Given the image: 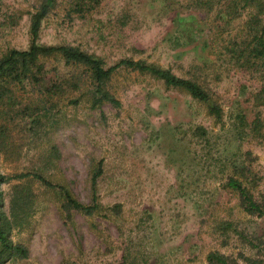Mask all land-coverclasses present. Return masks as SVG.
<instances>
[{
  "label": "rangeland",
  "instance_id": "374dc122",
  "mask_svg": "<svg viewBox=\"0 0 264 264\" xmlns=\"http://www.w3.org/2000/svg\"><path fill=\"white\" fill-rule=\"evenodd\" d=\"M42 2L0 0V59L28 49L30 19ZM189 3L52 4L39 44L77 48L106 67L132 59L168 69L199 84L222 116L216 121L207 104L127 69L105 86L120 105L95 106L88 71L59 57L41 59L39 85L2 80L10 90L0 101V174H40L90 205L91 176L102 163V210L92 216L63 211L58 189L30 181L31 214L11 231L28 256L6 264H208L210 253L264 264V220L245 213L227 186L239 180L264 205V138L251 132L255 120L264 122L255 99L264 63L255 67L241 53L255 35L250 11L230 19ZM23 181L1 186L6 215L12 188Z\"/></svg>",
  "mask_w": 264,
  "mask_h": 264
},
{
  "label": "trees",
  "instance_id": "16d2710c",
  "mask_svg": "<svg viewBox=\"0 0 264 264\" xmlns=\"http://www.w3.org/2000/svg\"><path fill=\"white\" fill-rule=\"evenodd\" d=\"M55 0H43L40 8L31 16L30 19V44L27 50H11L0 59V82L23 84L25 81L39 85L40 75L43 72L41 59L59 57L66 65L82 66L88 71V77L95 85L93 93V105L101 102H109L118 107L120 103L115 100L107 91L105 86L112 75L118 70L127 69L134 72L147 74L163 82L167 88L177 89L185 92L191 99L208 105V112L216 121L221 120L222 110L211 101V97L199 84L191 80L175 76L170 70L147 64L143 61H134L132 59H121L115 64L106 67L104 61L98 57L87 54L77 48L68 46H43L39 44V31L43 19L47 16L50 7ZM195 9L206 12L218 11V14L228 16L230 19L238 17L243 11H250V17L247 25L255 30L249 46H246L242 55L248 56L264 63V0H190ZM76 86V85H75ZM9 86L0 84V101L2 97L9 93ZM259 104L264 105V83L255 95ZM264 122L255 120L251 130L252 135L264 138ZM199 132H203L199 129ZM102 175V163L99 162L97 168L91 176V204L84 205L77 201L68 188L62 185H53L42 175L37 173H23L12 177H6L0 174V264H6L11 260L25 259L28 251L21 245H14L11 241V231L14 227H24L31 214L33 204L32 192L29 186L31 180L38 181L44 187L58 189L61 197L63 211L70 210L81 213L85 216H92L102 210L97 197V180ZM10 180L22 181L13 186L10 203L9 215L4 212L3 192L1 186ZM227 186L235 191L241 199L243 211L252 217L264 220V205L255 201L246 187L233 178H229ZM118 205L112 207V211H117ZM128 254L123 258L125 262H130ZM130 258V257H129ZM208 264H238L230 261L218 253H210L206 257ZM133 264V263H129ZM245 264H262L259 260L246 259Z\"/></svg>",
  "mask_w": 264,
  "mask_h": 264
}]
</instances>
